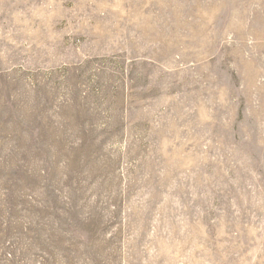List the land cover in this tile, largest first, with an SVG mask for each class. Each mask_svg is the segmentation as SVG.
<instances>
[{
    "label": "rangeland",
    "instance_id": "obj_1",
    "mask_svg": "<svg viewBox=\"0 0 264 264\" xmlns=\"http://www.w3.org/2000/svg\"><path fill=\"white\" fill-rule=\"evenodd\" d=\"M0 264H264V0H0Z\"/></svg>",
    "mask_w": 264,
    "mask_h": 264
}]
</instances>
